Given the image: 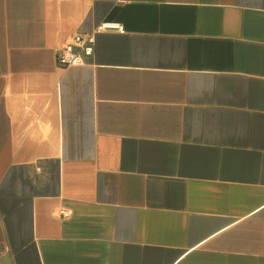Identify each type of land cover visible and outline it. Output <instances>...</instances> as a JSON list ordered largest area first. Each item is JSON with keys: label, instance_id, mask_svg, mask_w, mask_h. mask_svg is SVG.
I'll return each mask as SVG.
<instances>
[{"label": "crops", "instance_id": "0c3cea01", "mask_svg": "<svg viewBox=\"0 0 264 264\" xmlns=\"http://www.w3.org/2000/svg\"><path fill=\"white\" fill-rule=\"evenodd\" d=\"M0 264H264V0H0Z\"/></svg>", "mask_w": 264, "mask_h": 264}, {"label": "built area", "instance_id": "2783aa9c", "mask_svg": "<svg viewBox=\"0 0 264 264\" xmlns=\"http://www.w3.org/2000/svg\"><path fill=\"white\" fill-rule=\"evenodd\" d=\"M110 29H116L120 32L125 31L123 24H121L120 22L112 20L102 21L99 25H97L93 32L86 34H77L74 37L73 41L61 47L57 55L59 62L63 65L84 63V55H90L93 53L95 32ZM76 45L81 47L83 53L74 50V47ZM61 214L63 216H69L70 211L67 209H61Z\"/></svg>", "mask_w": 264, "mask_h": 264}]
</instances>
